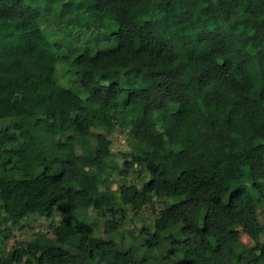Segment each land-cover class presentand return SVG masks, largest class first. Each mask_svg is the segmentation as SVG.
Segmentation results:
<instances>
[{
    "label": "trees",
    "instance_id": "obj_1",
    "mask_svg": "<svg viewBox=\"0 0 264 264\" xmlns=\"http://www.w3.org/2000/svg\"><path fill=\"white\" fill-rule=\"evenodd\" d=\"M54 1L0 0V121L16 122L0 137V244L34 216L52 221L58 244L19 242L0 251L3 264H172L75 224L92 209L121 230V195L135 215L168 201L139 233L145 249L178 231V264L219 254L224 264H264V0H66L69 21L57 33ZM114 27L113 47L93 53L91 39ZM58 64L78 87L57 81ZM118 106L131 112L123 123ZM119 128L123 166L110 151ZM56 137L68 139L31 168L27 141Z\"/></svg>",
    "mask_w": 264,
    "mask_h": 264
},
{
    "label": "rangeland",
    "instance_id": "obj_2",
    "mask_svg": "<svg viewBox=\"0 0 264 264\" xmlns=\"http://www.w3.org/2000/svg\"><path fill=\"white\" fill-rule=\"evenodd\" d=\"M51 3L52 0H48L46 6L51 5ZM54 3L56 9L54 14L49 17V21H51L52 23L51 29H53L54 32L57 33L56 27H61V26L65 27L66 23H68L69 21L68 13L71 10V4L66 0H55ZM84 12L91 19H96L98 16L93 3H88L86 8L84 9ZM116 30H117L116 27L103 29L102 35L99 38L97 36L93 37L90 41L91 42L90 47L92 48L93 53H96L97 51L100 50L103 51V50L111 49L113 46L106 38L110 34L116 32ZM82 37L83 36H81L80 38L81 40H83L84 38ZM75 45L78 46L79 42H75ZM64 52L65 51H63V53ZM62 69H64V66L62 64H58L57 76H56L57 81L60 82L61 80L63 84L68 85L70 84L69 80L67 81V79L63 75ZM71 84L75 87L79 86L76 83H71ZM68 86L73 88V86L71 85ZM80 90L81 88H79L78 91L76 90V92H81ZM113 112L119 123H123L131 115L130 110L125 109L121 106L116 107L113 110ZM15 123L16 122L14 120L0 121V137L6 133V129L8 127L13 126ZM25 128L29 129L30 126L26 125ZM67 139L68 137L52 138L47 140L41 146H34L32 140L29 139L27 141V146L32 153L31 168H38L48 163L50 148L58 142L61 141L67 142ZM109 139L111 140L110 151L112 155L114 157H117L119 159V162H121L122 159L126 156L125 154L129 151L125 135L120 131L119 128L114 133L109 135ZM92 143H95V140H92ZM120 165L123 166V163L121 162ZM30 173H31V169H28L26 171H21V173H16L15 176L17 178H24L29 176ZM1 176L2 178L6 179L10 176V174L8 173V171L3 172L1 170ZM144 177H146V175ZM259 185L261 192H264V182H262ZM112 188L113 191H115L118 189V186L115 184L113 185ZM99 196H100L99 194H96L94 197L98 198ZM120 198H121L122 206L127 209V216H128V222L124 227L121 228V230H118L117 232L114 233L110 228L107 229V226L105 227L106 224L105 220L97 218V216L95 215L92 209L79 211L77 213L75 224L83 226L86 232H90L92 236H95L99 239L108 240V241L115 240L118 243L126 246L133 245V247H135L138 252L139 258L141 259L143 258L153 259L156 255L159 254L162 255L164 260L168 263H172V264L181 263L183 261L182 255L181 254L177 255L172 249H170L171 244L181 241V236L178 231L161 234L160 236L161 249L159 250L145 249L144 247H142V243L139 236V233L141 232L144 226H150V227L154 226L155 221L160 216V211L165 208V206L168 204V201L166 199H159V201H155L154 205L146 207L140 215H135L128 206L124 196L121 195ZM257 198L259 200V209L262 211L264 209V198L262 197L260 198L257 197ZM54 220H55L54 223L56 225H61L64 221V218L58 216ZM51 223L52 221L50 222L48 220H45L44 218H40L37 216L24 220L23 231L13 230L12 234L9 235V238H4V239L1 238L3 242L0 244V251L2 249L11 251L15 247H17L19 242H22L25 245L57 247L58 244L55 240V237L50 233ZM244 239L247 240L248 237H245ZM262 240L264 242V234ZM0 258H2L1 252H0ZM211 263L224 264L225 256L223 254H219L212 258ZM0 264H3L1 259H0ZM237 264H243V263L239 262Z\"/></svg>",
    "mask_w": 264,
    "mask_h": 264
}]
</instances>
